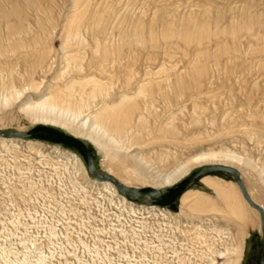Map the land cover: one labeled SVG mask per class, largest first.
Wrapping results in <instances>:
<instances>
[{
	"label": "rangeland",
	"instance_id": "rangeland-1",
	"mask_svg": "<svg viewBox=\"0 0 264 264\" xmlns=\"http://www.w3.org/2000/svg\"><path fill=\"white\" fill-rule=\"evenodd\" d=\"M0 10L14 12L10 24L26 29L24 41L47 52L44 64L30 68L17 56L0 58V130L46 125L74 135L91 148L99 171L138 188L168 192L202 165H227L264 206V0H0ZM6 32L2 19L0 37ZM105 47L121 51L122 62L100 71L95 67ZM147 71L154 79L143 83ZM87 72L100 81V98L106 93L112 102L127 93V103L139 107L134 118L143 112L153 129L171 112L177 137L146 134L131 149L139 153L137 166L108 156L81 127L101 99L77 112V84L71 109L65 104L67 81ZM169 76L172 83L182 79L179 92L169 88ZM93 85L87 83V91ZM159 85L173 101L149 113L146 99ZM141 87L145 92L138 94ZM201 154L207 156L188 174L163 183L166 173ZM207 175L236 188L248 214L243 223L183 208L180 199L167 206L131 201L92 176L72 146L0 136V264H234L240 237V264H261L260 213L233 175H202L186 191L205 193L220 210L216 193L202 182Z\"/></svg>",
	"mask_w": 264,
	"mask_h": 264
},
{
	"label": "bare ground",
	"instance_id": "bare-ground-1",
	"mask_svg": "<svg viewBox=\"0 0 264 264\" xmlns=\"http://www.w3.org/2000/svg\"><path fill=\"white\" fill-rule=\"evenodd\" d=\"M15 16L16 14L14 12L7 13L0 10V20L3 19L7 27V32L5 35L0 37V58L17 56V60H19L21 64L23 63L28 68L39 66L46 60L47 52L45 50L37 51V49H35L36 47L34 48L32 41H24L25 39L23 35L26 33V29H24L19 23L10 24L11 19ZM72 35L75 39L79 38L81 35V30L79 28L74 30ZM96 42L97 45H99L100 41L97 40ZM95 51L98 52L99 50L96 49ZM121 53V51L110 52L105 47L104 51L100 53L102 56H100L98 64L95 68L100 71H104L108 66L115 65L118 61H121ZM69 55H71L70 52L66 55V57ZM32 57L35 59L34 61L32 60V62H30ZM3 69L4 68L0 66V73L4 71ZM7 69L10 71L14 70L10 65H7ZM153 79L154 74L147 71L146 77L143 78L142 81L143 83L144 81L145 83H150ZM173 79L169 76V88L173 91L179 92V89L182 85L180 83L182 79L180 77H175V80L172 83L171 81ZM89 82H92L94 87L90 91H87L86 85ZM77 84L80 85V91L78 92L80 99L77 100L78 102L76 103V110L77 112L78 110L81 112L83 108L91 107L92 104H89L91 101L90 99H95L94 101H96L97 98H100L98 93L101 92L102 89L100 81L96 79L94 73L87 72L85 75L72 77L65 85L66 89L71 91L70 95H67L69 100L65 101L68 109H71L73 104L72 99L75 97L73 90ZM142 87L139 88V90L137 89L138 94L143 93L144 89ZM165 91L166 90H164L163 86L159 85L156 95H154V91H152L151 94H148L145 105L149 113H153L152 109L156 107L157 103H171L173 101V99L168 96ZM144 96L146 95L144 94ZM106 98V93L101 95V100L99 103L100 106L95 112L91 113V119L87 120V122H84L81 127L86 128L88 136L99 146L103 147L106 151V154L112 158L120 159L122 161L124 159L131 160L134 161L136 164L135 166H137V158L139 160V153L132 154L131 149H134L133 147L139 145L146 134L151 135L155 133L156 136L159 135L160 137L165 138H176L179 134L176 124L174 123V115H172L171 112V114H168L166 119L163 118L164 120L160 121V123L157 124V126H155L153 129L148 124L146 119L147 115L145 116L143 112H140V115L137 116L138 118H136L137 120L134 118V114L138 111L137 109H139V107L137 104L129 105L127 103L129 98L127 93L122 94L117 100H113L112 102L108 101ZM51 107L55 108V105H51ZM148 112H146V114ZM206 156L207 154H201L194 158L185 160L174 171L164 175L163 183L173 184L177 182L186 174H188L197 162H201ZM236 159L237 161L242 162L244 166L248 167L249 169L253 168V165H251V162L248 159L238 156H236ZM140 160L144 161V158ZM138 180L143 181V178L140 177ZM202 182L216 193L217 198L222 204V208L218 210L216 203L208 199L207 196L204 195L205 193L192 190H188L182 194L180 201L183 208H189L198 213L218 211L219 213H222L224 217L234 218L238 221H241L242 223L247 219L248 214H245L242 201L239 197L238 191L234 186H231L230 184H227L221 180H217L210 175L204 176L202 178ZM106 186L114 189V186L110 182H108ZM114 190L116 191V189ZM244 241L245 239L240 237V240L237 242L235 247L232 248L234 264H240L243 258Z\"/></svg>",
	"mask_w": 264,
	"mask_h": 264
},
{
	"label": "water",
	"instance_id": "water-1",
	"mask_svg": "<svg viewBox=\"0 0 264 264\" xmlns=\"http://www.w3.org/2000/svg\"><path fill=\"white\" fill-rule=\"evenodd\" d=\"M0 136L7 139H46L53 142L64 143L66 145L72 146L76 148L80 154L84 157L89 173L101 180L109 181L116 185L119 191L126 196L131 201H136L141 198H146L149 201L160 205L167 206L170 205L177 200H179L182 194L186 191L188 186L197 178L202 175L213 173V172H227L234 176L237 183L241 187L244 197L251 207L257 209L260 213L261 217V228L264 233V207L251 197L250 193L246 189L244 182L242 181V177L240 172L230 166L221 165V164H209L202 165L195 169L188 177L183 179L182 181L176 183L173 187L168 189V192H165L163 189H158L156 187L148 186V187H132L128 186L112 176L106 174L105 172L99 171L95 165V155L92 152L91 148L80 138L70 135L62 130L56 129L54 127L39 125L34 127L33 129L23 132V131H3L0 130ZM261 264H264V260Z\"/></svg>",
	"mask_w": 264,
	"mask_h": 264
}]
</instances>
